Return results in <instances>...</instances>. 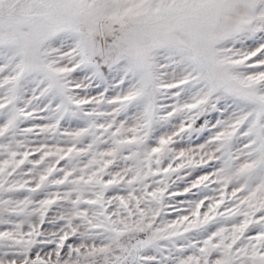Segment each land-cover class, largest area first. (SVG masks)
<instances>
[{"label":"snow or ice","instance_id":"snow-or-ice-1","mask_svg":"<svg viewBox=\"0 0 264 264\" xmlns=\"http://www.w3.org/2000/svg\"><path fill=\"white\" fill-rule=\"evenodd\" d=\"M0 264H264V0H0Z\"/></svg>","mask_w":264,"mask_h":264}]
</instances>
